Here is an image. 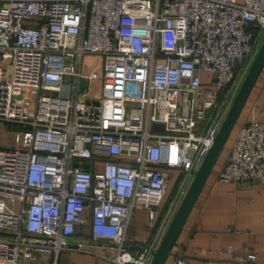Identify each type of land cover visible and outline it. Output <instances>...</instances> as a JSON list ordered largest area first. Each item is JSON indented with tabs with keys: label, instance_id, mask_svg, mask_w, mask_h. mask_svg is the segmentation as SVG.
<instances>
[{
	"label": "built area",
	"instance_id": "built-area-1",
	"mask_svg": "<svg viewBox=\"0 0 264 264\" xmlns=\"http://www.w3.org/2000/svg\"><path fill=\"white\" fill-rule=\"evenodd\" d=\"M263 37L264 0H0V123L14 130L0 147V264L90 253L74 239L84 221L111 263L149 264ZM85 56L99 67L84 72ZM174 174L130 254L133 209L152 217ZM215 181L264 183V119L240 124Z\"/></svg>",
	"mask_w": 264,
	"mask_h": 264
},
{
	"label": "crops",
	"instance_id": "crops-1",
	"mask_svg": "<svg viewBox=\"0 0 264 264\" xmlns=\"http://www.w3.org/2000/svg\"><path fill=\"white\" fill-rule=\"evenodd\" d=\"M88 67L84 66L83 71L87 72ZM251 118L264 119V65L164 264H174L176 259H183L185 264H264V183L236 185L215 181L238 127ZM163 208L159 203L152 217L142 208L133 209L125 232V249L130 254L151 239L167 206L164 211ZM170 219L165 221L164 231ZM88 235V223L84 221L75 229L74 239H82L90 253L62 251L56 264H113L106 259L114 254L112 245L90 243ZM249 254L253 258L247 259Z\"/></svg>",
	"mask_w": 264,
	"mask_h": 264
},
{
	"label": "water",
	"instance_id": "water-1",
	"mask_svg": "<svg viewBox=\"0 0 264 264\" xmlns=\"http://www.w3.org/2000/svg\"><path fill=\"white\" fill-rule=\"evenodd\" d=\"M263 65L264 38L260 43L223 119L221 120L211 145L203 156L196 171L193 173L179 205L177 206L163 235L161 236L155 251H153L149 264H164L179 232L183 228V224L203 186L205 179L211 171L214 162L216 161L224 143L229 136V133ZM67 80L68 78L65 77L64 81ZM85 87L86 81L81 79L79 82V90H82ZM152 127L155 128L157 126L153 125Z\"/></svg>",
	"mask_w": 264,
	"mask_h": 264
},
{
	"label": "rangeland",
	"instance_id": "rangeland-1",
	"mask_svg": "<svg viewBox=\"0 0 264 264\" xmlns=\"http://www.w3.org/2000/svg\"><path fill=\"white\" fill-rule=\"evenodd\" d=\"M264 38V37H263ZM263 40V39H262ZM262 40L259 42V43H261L262 42ZM260 45V44H259ZM259 47V46H258ZM258 49V48H257ZM256 53V52H255ZM255 53L253 54V56H252V58H251V60H250V62L247 64V66H246V68L242 71V73L240 74V76H239V78L237 79V81H236V84H237V87H236V91H237V89H238V87H239V85H240V83H241V81H242V79H243V77H244V75H245V73H246V71H247V69H248V67H249V65H250V63H251V61H252V59H253V57H254V55H255ZM101 60L100 59H98L97 57H83V59H82V64H83V67L84 66H91L90 68H89V70L90 69H92V68H98L99 67V65H100V62ZM90 90L92 91V92H95L96 91V87H94V86H90ZM236 91H235V93H236ZM235 93L233 94V97H234V95H235ZM46 94H49V92H46ZM50 94H55L54 92H51ZM33 97H34V92L33 91H29V90H25L24 92H23V94H22V97H20V99L22 100V102H23V105L25 106V105H27L28 103H29V105H32V99H33ZM233 99V98H232ZM232 101V100H231ZM229 107V106H228ZM228 109V108H227ZM227 111V110H226ZM14 132V130L12 129V128H10V127H8L7 125H5V124H3V123H0V147H10L11 145H12V143H13V133ZM175 177H176V174H174L173 176H172V178L170 179V181H169V186L167 185V188H168V190H169V188L171 187V185H172V182H173V180L175 179ZM188 184L189 183H187L186 184V186H185V191H186V189H187V187H188ZM174 192H175V188H173V191H172V193L168 196V197H171L172 198V196H173V194H174ZM185 193V192H184ZM166 194H168V193H166ZM165 194V196L163 197V199H162V201L160 202V206L164 203V201H165V198H166V195ZM184 195V194H183ZM183 197V196H182ZM182 197H181V199H182ZM170 198V199H171ZM181 199L178 201V202H175V205L173 206V213L175 212V210H176V208H177V206L179 205V203H180V201H181ZM173 215V214H172Z\"/></svg>",
	"mask_w": 264,
	"mask_h": 264
},
{
	"label": "trees",
	"instance_id": "trees-1",
	"mask_svg": "<svg viewBox=\"0 0 264 264\" xmlns=\"http://www.w3.org/2000/svg\"><path fill=\"white\" fill-rule=\"evenodd\" d=\"M233 129H234V125H233V127H232V129H231V131H230V133H229V136H228L226 142L224 143V145H223L221 151L225 148V146H226V144H227V142H228V140H229V138H230V135L233 133ZM230 143H231V142H230ZM230 143H229V146H230ZM221 151H220V152H221ZM178 178H179V175H176L175 179H174L173 182H172L171 187L169 188V190H168V188H167V190H166V192H165V194H166V193H168V194H166L167 196H166L165 201H164V203H163L164 208H163L162 211H164L165 207L167 206L168 202L170 201V198H171V197H168V196L172 193L173 188H175L176 183H177V181H178ZM168 186H169V184H168ZM165 194L163 195V197L165 196ZM163 197H162V199H163ZM162 199H161V201H162ZM161 201H160V202H161Z\"/></svg>",
	"mask_w": 264,
	"mask_h": 264
}]
</instances>
